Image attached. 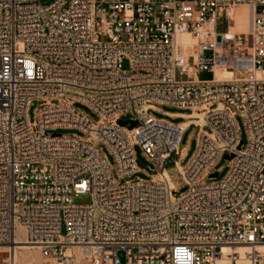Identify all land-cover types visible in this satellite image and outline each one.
<instances>
[{"label":"built area","instance_id":"1","mask_svg":"<svg viewBox=\"0 0 264 264\" xmlns=\"http://www.w3.org/2000/svg\"><path fill=\"white\" fill-rule=\"evenodd\" d=\"M239 8L247 26L231 32ZM263 65L264 0H0V247L20 229L36 264H120L119 252L125 264H264ZM155 104L189 110L199 129L188 163L175 161L181 194L164 165L187 126L150 116ZM57 128L88 137L45 136ZM135 146L150 180L128 179L144 172ZM224 155L226 177L207 184Z\"/></svg>","mask_w":264,"mask_h":264},{"label":"rangeland","instance_id":"2","mask_svg":"<svg viewBox=\"0 0 264 264\" xmlns=\"http://www.w3.org/2000/svg\"><path fill=\"white\" fill-rule=\"evenodd\" d=\"M54 0H41V4L44 6H47L51 4ZM245 11L244 9H238L235 12V25L234 27H231V32L237 31V30H244V28L247 26V24L242 27L241 29L238 27L237 23V16L239 12ZM224 26L219 27V30H224ZM191 38V37H190ZM192 39V38H191ZM101 41H104L103 38H100ZM189 53L194 54L195 49L194 47L190 49ZM264 67V65H263ZM122 69L128 70L129 65L127 61H124L122 63ZM196 79L200 82L210 81L212 79V75L209 72H199L196 74ZM39 103L33 102L32 105H30L27 116L29 122H34L35 120V109L38 107ZM74 107L86 114L89 118H91L92 121H97L98 118L96 115H94L88 107H86L83 104L75 103ZM155 108L149 109L148 114L152 116L153 118L159 119V120H165L172 124H180L187 121V119L182 117H173L169 116L170 114H180V115H188L190 114L189 110L185 109H177L172 106L167 105H158L155 104ZM134 118L133 113L129 112L124 117L123 120H130ZM235 123L237 125V128L239 130L240 138L243 142L246 144V133H245V126L242 118L239 116L235 117ZM205 131H210L208 127H204ZM199 129L198 126L191 124L187 126L182 134L181 140L178 145V150L180 152V155H175L174 153L171 154L170 159H168L164 165V169L173 184L177 194H181L187 190V185L182 178L179 170L177 169L175 165V161H179L181 166H184L188 163L192 155L194 154L196 150V143H197V135H198ZM53 134H58L62 136H75L80 139H86L88 136L76 129H66V128H57V129H50L45 132V136L49 137ZM101 152L107 157L111 167L113 170H115V160L112 157L111 153L104 147L100 146ZM134 154L136 159L139 161L140 165L144 167V172H137L134 175H132L128 179H140V180H150V177L154 176L156 174L155 171H152L149 168V162L147 158L144 156L142 150L138 147H134ZM184 156V157H183ZM183 157V158H182ZM229 171V165L228 161L225 158V155L222 156L220 159L217 160L215 163L212 173H217L218 176L215 177L212 180H206L207 184L214 183V182H220L222 181L227 173ZM91 202V197L89 195H80L74 199L75 204H89ZM16 238L23 240V232L20 229L16 230ZM18 253L22 255V262L20 264H36L40 262V255L38 249H31V250H18ZM10 258V251L8 250H0V264H10L9 261Z\"/></svg>","mask_w":264,"mask_h":264},{"label":"bare ground","instance_id":"3","mask_svg":"<svg viewBox=\"0 0 264 264\" xmlns=\"http://www.w3.org/2000/svg\"><path fill=\"white\" fill-rule=\"evenodd\" d=\"M239 9H243V8H239ZM236 24L238 25V27L240 29L247 24V12L246 11L239 12V14L237 16V23ZM190 37L191 36H189V35H180L177 37L178 43L183 45L184 47H186V49L188 50V53H189L190 49H192L193 47L196 50V44H197V41L195 39H193L192 37H191L192 38L191 39ZM223 77H229V74L223 73L221 71L216 72V78L217 79H221ZM195 116L196 115H193V117H195ZM181 127L184 128L185 124H183V125L181 124ZM31 249H35V248L30 247L28 245H25L23 240H20L18 238H16V242H15L14 246H12L10 248L9 247H0V250L10 251V258H9L10 264H20L22 262V260H23L22 255H20L18 253V250L24 251V250H31Z\"/></svg>","mask_w":264,"mask_h":264},{"label":"water","instance_id":"4","mask_svg":"<svg viewBox=\"0 0 264 264\" xmlns=\"http://www.w3.org/2000/svg\"><path fill=\"white\" fill-rule=\"evenodd\" d=\"M219 40L220 39L217 38V41H219ZM118 124L121 125V126H125V125L129 124V129H133L136 126V122L135 121H118ZM240 145H242V143ZM225 158L226 159H230L227 156ZM217 176H218L217 173H215L213 175L214 178L217 177ZM118 258H119V263L120 264H125V258H124V253L123 252H119L118 253Z\"/></svg>","mask_w":264,"mask_h":264},{"label":"crops","instance_id":"5","mask_svg":"<svg viewBox=\"0 0 264 264\" xmlns=\"http://www.w3.org/2000/svg\"><path fill=\"white\" fill-rule=\"evenodd\" d=\"M174 115L177 116V117H185L186 116V115H180V114H174ZM180 124H182V125L185 124V127H186V126L191 124V121H186V122L180 123Z\"/></svg>","mask_w":264,"mask_h":264}]
</instances>
